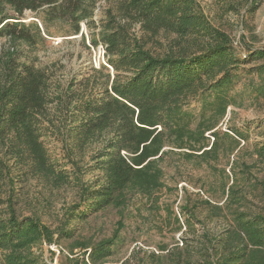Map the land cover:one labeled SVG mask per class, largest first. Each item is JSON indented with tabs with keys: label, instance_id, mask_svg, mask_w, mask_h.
<instances>
[{
	"label": "trees",
	"instance_id": "trees-1",
	"mask_svg": "<svg viewBox=\"0 0 264 264\" xmlns=\"http://www.w3.org/2000/svg\"><path fill=\"white\" fill-rule=\"evenodd\" d=\"M212 1L222 14L241 11L242 30L244 15L251 16L261 3ZM3 5L20 17L29 10L43 23L64 22L74 35L84 23L90 47L101 45L112 73L101 66L75 91L73 82L56 78L55 66L20 61L18 45L34 46L38 37L31 32L38 35L37 26L15 22L0 28L8 39L0 52V264H47L41 248L70 237L39 215L17 211L21 182L36 179L51 191L71 183L43 145L48 130L60 134L69 159L75 150L82 155L98 144L92 159L101 182L79 193L95 210L120 212L131 196L160 192L167 156L212 168L209 198L192 204L184 190L185 231L174 248L160 247L165 254L156 258L159 264H264V206H249V197L264 201V178L253 173L264 165V141L253 148L250 163H230L248 138L241 129L219 128L230 107L242 106L239 98L264 100V64L248 72L242 68L245 62H264V50L250 49L242 60L231 36L214 25L199 0H0ZM96 12L99 21L93 19ZM245 42L240 36L239 44ZM81 44L89 49L84 39ZM243 74L259 81L250 80L245 93H236ZM97 88L101 94L93 92ZM190 100L199 103L198 114L185 109ZM224 160L231 183L226 170L217 169ZM220 219L223 229L207 230L206 222ZM174 221L179 231V219ZM122 229L119 221L112 237L95 245L71 242L59 263L107 264ZM75 251L84 252L75 257Z\"/></svg>",
	"mask_w": 264,
	"mask_h": 264
},
{
	"label": "rangeland",
	"instance_id": "rangeland-1",
	"mask_svg": "<svg viewBox=\"0 0 264 264\" xmlns=\"http://www.w3.org/2000/svg\"><path fill=\"white\" fill-rule=\"evenodd\" d=\"M199 1L205 6L206 14L214 25L221 27L231 36L242 60L246 59L250 49L264 50V0H261L251 16L244 15L243 21H246L244 30L240 27L241 11L236 15L222 14L212 0ZM3 6L0 7V28L6 23L15 22L37 26L38 35L34 30L31 33L38 37V42L30 47L22 43L18 45L21 62L30 63L35 67L55 66L56 78L63 84L73 82L75 91L80 90V83L89 78L93 70H98L101 66L106 67L105 51L100 49V44L97 47H90V36L84 23L80 24L79 31L74 35L69 25L64 22L43 23L42 16L36 19L38 13L29 10L23 12L20 17L10 6ZM26 12H30L31 15L25 16ZM99 18L100 15L96 12L93 19L99 21ZM240 36L245 37V46L239 44ZM82 39L88 50L82 46ZM7 41L8 39L0 31V52L7 47ZM261 64H264L262 60L249 61L245 62L242 68L244 72H248L254 66ZM106 69L108 73H112L110 68L106 67ZM107 70H103L104 74ZM250 80L259 81L254 74H243L234 92L245 93V86ZM93 92L98 95L102 93V89L97 88ZM245 97L243 101L239 98L241 107H230L227 110V116L219 125L221 132H229V128H237L244 131L248 138L247 142L241 143L243 147L240 152L230 156V163H240V161L250 163L252 158H249V155L253 148L264 141V100L260 99L252 103L251 99ZM185 109L198 114L199 103L190 100ZM45 134L47 135L42 139L44 147L58 166H64L68 171L71 183L60 190L51 191L36 179L21 182L16 186V194L21 199L17 211L23 216L39 215L47 226L61 227L67 232L63 236L69 234L70 237L61 240L58 245L41 248L44 259L53 264H60V252L66 256L67 248L73 241H86L95 245L101 240L111 238L119 221L122 222L123 229L119 233L113 256L107 264H138L139 261L143 264H159L156 258L165 254L159 252L160 247L174 248L176 243L180 244L179 241L185 231L184 218L180 210L185 197L184 190L189 194L192 204L198 198L205 200L210 197L205 192L209 188V183L215 179L212 176V168L207 166L196 168L193 164L183 162L178 155H171L165 157L163 161L165 187L160 192L145 198L138 195L131 196L128 207L120 212L115 209L95 210L89 207V202H83V197L79 193L82 187L89 188L101 182L102 173L92 159L98 144L87 149L82 155L75 150L74 155L69 159L60 134L53 133L52 130L46 131ZM226 163L224 160L217 169L219 171L225 169L231 183L233 176L230 166ZM257 167L253 173L263 179L264 165ZM239 170V168L235 170L238 182L241 178ZM249 204L251 208L261 207L264 206V201L260 202L249 197ZM175 217L179 219L182 227L179 231L175 225ZM69 218H71L70 222L66 224ZM205 226L207 230H220L226 225L220 219L206 222ZM86 251L90 252L89 249ZM82 252L75 251V257L80 256Z\"/></svg>",
	"mask_w": 264,
	"mask_h": 264
},
{
	"label": "water",
	"instance_id": "water-1",
	"mask_svg": "<svg viewBox=\"0 0 264 264\" xmlns=\"http://www.w3.org/2000/svg\"><path fill=\"white\" fill-rule=\"evenodd\" d=\"M24 15H25V16H30L31 13H30V12H26ZM111 71H112V70H111ZM45 261H46L47 264H53L52 262H48L46 259H45Z\"/></svg>",
	"mask_w": 264,
	"mask_h": 264
},
{
	"label": "built area",
	"instance_id": "built-area-1",
	"mask_svg": "<svg viewBox=\"0 0 264 264\" xmlns=\"http://www.w3.org/2000/svg\"><path fill=\"white\" fill-rule=\"evenodd\" d=\"M100 49L104 51V49L102 47H100Z\"/></svg>",
	"mask_w": 264,
	"mask_h": 264
}]
</instances>
